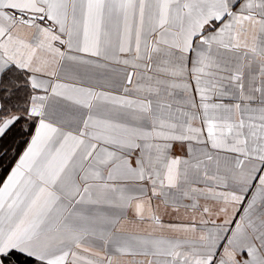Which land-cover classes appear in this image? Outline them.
I'll return each instance as SVG.
<instances>
[{
    "label": "snow or ice",
    "instance_id": "snow-or-ice-1",
    "mask_svg": "<svg viewBox=\"0 0 264 264\" xmlns=\"http://www.w3.org/2000/svg\"><path fill=\"white\" fill-rule=\"evenodd\" d=\"M0 264H264V0H0Z\"/></svg>",
    "mask_w": 264,
    "mask_h": 264
}]
</instances>
